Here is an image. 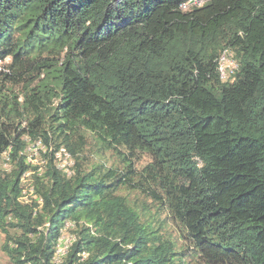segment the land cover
Here are the masks:
<instances>
[{"label":"trees","instance_id":"trees-1","mask_svg":"<svg viewBox=\"0 0 264 264\" xmlns=\"http://www.w3.org/2000/svg\"><path fill=\"white\" fill-rule=\"evenodd\" d=\"M0 0V232L13 264H264V0ZM234 51L224 80L218 58ZM89 136L123 165L89 164ZM66 146L32 174L27 142ZM11 146V166L1 155ZM148 156L142 166L136 162ZM47 158V156H46ZM136 190L180 242L145 218ZM75 235L61 263L65 222ZM169 235V236H167Z\"/></svg>","mask_w":264,"mask_h":264},{"label":"built area","instance_id":"built-area-1","mask_svg":"<svg viewBox=\"0 0 264 264\" xmlns=\"http://www.w3.org/2000/svg\"><path fill=\"white\" fill-rule=\"evenodd\" d=\"M7 61H9V58L0 59V75L10 70L8 68ZM218 66L221 77L224 80H228L238 68V62L235 59L234 51L229 48L225 49L218 58ZM25 140L27 145L22 154L25 155L29 164L33 166L38 165V167L37 169H30L28 172H25L22 175V182H30L27 183L24 188L22 187L20 199L25 202H35L36 200L42 201V199L38 197V193L35 189L32 174L36 172H42L44 164L46 163L47 159L51 157L59 170L66 173L68 176L73 175L76 165L75 157L66 146L62 145L60 147H56L52 143L45 144L42 139L32 140L29 137H26ZM1 166L4 170L10 169L11 157L9 155V150H6L2 153ZM72 227L73 224L70 221H67L64 223L61 229V233L55 245V253L53 258L55 263H61L63 261V258L69 250V247L73 244L76 238L75 235L71 233V229L69 230L70 233L67 231L68 228Z\"/></svg>","mask_w":264,"mask_h":264},{"label":"rangeland","instance_id":"rangeland-1","mask_svg":"<svg viewBox=\"0 0 264 264\" xmlns=\"http://www.w3.org/2000/svg\"><path fill=\"white\" fill-rule=\"evenodd\" d=\"M204 0H196L194 1L198 6L203 4ZM11 61V60H10ZM8 62V61H7ZM87 155H89V164H92L94 162H101L106 164V166L110 165H115V166H122V158H121V153H119L117 150L113 148H109V146H101V144L96 143V141L93 139L92 136H89V147L87 148ZM149 157L146 155L145 157L141 158L140 161H137L136 164L137 166H142L146 162L149 161ZM30 182V181H29ZM29 182H22V187L29 183ZM122 193H127L128 196L132 199L135 200L136 197L138 198L137 201L140 204V207L144 209L145 212V218L147 219L148 222L153 224L154 226H163L165 230L168 231V233L171 234V238H174L178 242L181 241L178 230L176 225L173 223L172 219L168 217V212L164 208H160L156 205V203H151L148 198H145L142 195H139L136 193V190L133 189H124L122 190ZM71 228H68V232ZM70 233V232H69ZM4 241V236L0 232V264H13L10 262V259L8 255L2 250V244ZM57 241V240H56ZM186 263L185 264H203L200 261L196 260H190V259H185Z\"/></svg>","mask_w":264,"mask_h":264},{"label":"clouds","instance_id":"clouds-1","mask_svg":"<svg viewBox=\"0 0 264 264\" xmlns=\"http://www.w3.org/2000/svg\"><path fill=\"white\" fill-rule=\"evenodd\" d=\"M194 1H196V0H190V1H188V2H186V3H184V4H182L181 5V7H182V9H184V10H187V9H189L192 5H197ZM205 1V0H204ZM204 1H203V3H204ZM202 5V4H201ZM201 5H199V6H201ZM9 58V61H8V63H7V65H8V68H9V63L11 62L10 60H11V58L10 57H8ZM5 59H7V58H5ZM10 71V70H9ZM8 71V72H9ZM6 73V72H5ZM26 138V137H25ZM10 149H11V146L7 149V150H9L10 151ZM6 151V150H5ZM76 166V165H75Z\"/></svg>","mask_w":264,"mask_h":264}]
</instances>
